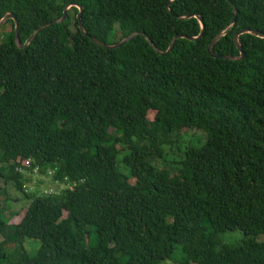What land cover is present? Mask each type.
Masks as SVG:
<instances>
[{
	"label": "trees",
	"instance_id": "16d2710c",
	"mask_svg": "<svg viewBox=\"0 0 264 264\" xmlns=\"http://www.w3.org/2000/svg\"><path fill=\"white\" fill-rule=\"evenodd\" d=\"M231 1L234 25L228 0H0L23 45L72 4L108 45L144 32L166 52L203 32L166 55L143 35L105 49L72 7L20 49L5 23L0 264H264V38L240 36L242 61L208 53L222 31L216 55L264 34V0ZM11 189L29 202L16 224Z\"/></svg>",
	"mask_w": 264,
	"mask_h": 264
},
{
	"label": "water",
	"instance_id": "95a60500",
	"mask_svg": "<svg viewBox=\"0 0 264 264\" xmlns=\"http://www.w3.org/2000/svg\"><path fill=\"white\" fill-rule=\"evenodd\" d=\"M229 3L232 5L233 9H234V12H235V17L232 21V25H234L237 21V16H238V9L237 7L235 6V4L231 1V0H228ZM72 7H77L79 9V14L77 16V19H78V22H79V28L80 30L82 31L83 34L87 35L91 41L95 44H97L98 46L102 47V48H105V49H119L121 48L124 44L130 42L132 39L136 38L137 36L139 35H143L146 37L147 41L149 42V44L155 49V51L160 54V55H166V54H169L172 49L174 48L175 46V43L178 39H187V40H190V41H197L199 38H201L203 36V32H201V34L199 35V37H189V36H186V35H176L174 37V39L172 40L171 42V45L168 49V51L166 52H162L160 51L158 48H156V46L154 45L153 41L149 38L148 35H146L144 32H139V33H133L131 34L130 36L126 37L125 39H123L122 41H120L119 43L115 44V45H108L106 43H103L99 40H97L96 38L92 37L91 35H89L85 28H84V24H83V20H82V16H83V12H84V7L83 6H80V5H77V4H72V5H69L66 7V9L64 10V15L61 19L59 20H56L54 22H51V23H48V24H45L41 27H39L32 35L31 37L28 39V41L23 45L21 44L20 42V36H19V21L18 19L16 18V16L12 13H8L6 14L1 20H0V28L5 25V23L9 20H13L15 22V33H16V38H15V41H16V44L18 46V48L20 49H23L25 48L26 46L30 45L32 43V41L35 39V37L38 35V33L40 31H42L43 29L47 28V27H50L54 24H60V23H63L65 22L67 19H68V11L72 8ZM169 7V6H168ZM197 18L201 23H202V18H200L199 16L197 15H188L186 17H182L180 19H190V18ZM244 34H255V35H259V36H262L264 38V34H261L260 32L258 31H255V30H248V29H244V30H241L239 32H237L234 36V42L240 52V55L239 56H228V55H216L214 52H213V49L215 47V45L217 44V42L225 35V31H222L214 40L213 42L210 44L209 48H208V53L213 57V58H219V59H227V60H231V61H242L244 60L245 58V52L243 50V46L240 42V36L241 35H244Z\"/></svg>",
	"mask_w": 264,
	"mask_h": 264
},
{
	"label": "rangeland",
	"instance_id": "374dc122",
	"mask_svg": "<svg viewBox=\"0 0 264 264\" xmlns=\"http://www.w3.org/2000/svg\"><path fill=\"white\" fill-rule=\"evenodd\" d=\"M9 30H10V27H7L5 33L9 32ZM3 36H4V34L1 33L0 34V42H1ZM192 134L193 133H191L189 136H193ZM195 136L196 137H201V134H195ZM167 155H168L169 162H171L173 160L178 161L180 159V157H181L180 153L172 152L170 150H168V154ZM10 194L12 195V197L14 199H20L18 202L11 203V206H10V208H8V212L6 214V217H10L11 216L10 212H12V213L21 212L20 216L11 217V223L16 224L24 216L25 211H26V207L29 204V202L21 194H16V192L13 189H11ZM246 238L247 237L242 232H239V231H237V232H227L224 235V241H225V243H227L229 245L238 243V242H240V241H242V240H244ZM257 240L260 241V242H263L264 241V236L258 237ZM39 247H40V243L38 241H33V240H27L26 241V248L30 252L31 255H35L37 253ZM173 258L174 259L180 258V254H179L178 250L175 251V253L173 255ZM166 264H177V263L171 262V263H166Z\"/></svg>",
	"mask_w": 264,
	"mask_h": 264
},
{
	"label": "built area",
	"instance_id": "2783aa9c",
	"mask_svg": "<svg viewBox=\"0 0 264 264\" xmlns=\"http://www.w3.org/2000/svg\"><path fill=\"white\" fill-rule=\"evenodd\" d=\"M52 173H53L52 171H50V172H49V174H52ZM49 192H54V191H53V190H51V191H49Z\"/></svg>",
	"mask_w": 264,
	"mask_h": 264
}]
</instances>
